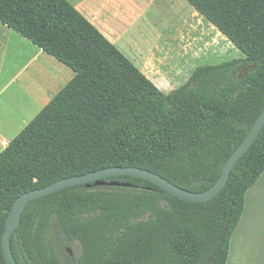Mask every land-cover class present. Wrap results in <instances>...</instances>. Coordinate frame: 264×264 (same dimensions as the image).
<instances>
[{"label": "trees", "instance_id": "16d2710c", "mask_svg": "<svg viewBox=\"0 0 264 264\" xmlns=\"http://www.w3.org/2000/svg\"><path fill=\"white\" fill-rule=\"evenodd\" d=\"M184 1L244 58L199 66L165 94L67 0H0V23L74 73L0 153V264L6 218L26 192L112 167L192 193L217 181L264 108V0ZM242 65L253 68L236 78ZM263 172L264 127L208 202L129 176L68 187L27 204L11 252L17 264H226Z\"/></svg>", "mask_w": 264, "mask_h": 264}, {"label": "crops", "instance_id": "0c3cea01", "mask_svg": "<svg viewBox=\"0 0 264 264\" xmlns=\"http://www.w3.org/2000/svg\"><path fill=\"white\" fill-rule=\"evenodd\" d=\"M67 1L156 87L183 74L190 54L182 48L174 49L170 37L161 47L157 41L147 42L144 49L141 46L138 22L156 0ZM179 16V21L173 23L177 34H181V28H194L197 21L194 29H198L199 41L204 42L203 18L195 11L188 14L189 18ZM73 76L69 68L0 23V153L6 148L2 143L9 144ZM261 182L264 183V172L245 194L244 206L246 199L248 205L245 210L243 206L242 221L231 234L226 264H264L258 251V235L240 232L242 227L250 233L260 231L252 196L257 187L261 188Z\"/></svg>", "mask_w": 264, "mask_h": 264}, {"label": "rangeland", "instance_id": "374dc122", "mask_svg": "<svg viewBox=\"0 0 264 264\" xmlns=\"http://www.w3.org/2000/svg\"><path fill=\"white\" fill-rule=\"evenodd\" d=\"M189 11V12H188ZM194 10L184 1V0H156L154 4L146 10L145 14L141 17L138 22L140 26L139 30L142 32V48L146 47L147 42L155 43L157 41L158 45L161 47L164 41L166 42L170 37L172 40V47L174 49L182 48V50H187L190 54V57L185 63L186 67L183 68L184 72L179 78L171 79V81H167L165 85L157 87L160 91L165 94H168L180 86H182L190 77L192 72L199 66L206 65H219L221 63L235 60V59H243L244 56L242 53L237 50L224 36H222L213 26H211L205 19H201L202 25H204L205 29L204 36L201 37L199 41V37L196 29H194L198 24L197 21L193 23L194 28L185 29L181 28V34H177L178 29H174V22H178L179 13L182 16H179L180 19L182 17H188V14H192ZM186 21V18H184ZM192 20V19H191ZM173 24V25H172ZM196 25V26H195ZM190 30L192 32L190 33ZM198 30V29H197ZM136 32V31H135ZM202 33V32H201ZM137 32L135 36H137ZM204 38V39H202ZM185 54V53H184ZM192 59H196L195 61ZM170 64V62H169ZM253 66L251 65H242L238 67L236 71V78H241L245 76L250 70H252ZM261 188L255 189L253 191V203L252 205L254 214L258 218V222L261 227L260 231H252L244 230V227L240 229V232L244 235H258V243L260 246L258 247V251L260 252V257H264V183L261 182ZM251 197L250 195L247 196ZM248 205V199L245 201L244 210ZM242 221V218L240 222ZM74 252L78 254L77 247H74ZM70 254V252H69ZM71 255V254H70ZM264 263V262H263Z\"/></svg>", "mask_w": 264, "mask_h": 264}, {"label": "water", "instance_id": "95a60500", "mask_svg": "<svg viewBox=\"0 0 264 264\" xmlns=\"http://www.w3.org/2000/svg\"><path fill=\"white\" fill-rule=\"evenodd\" d=\"M263 127L264 108L257 116L246 137L224 163L217 181L208 190L201 193H192L185 191L174 186L173 184H171L170 182L163 179L157 174L135 167L106 168L103 170L90 172L82 176H74L70 178L61 179L44 188L24 193L16 199L5 221V229L1 236V250L5 263L17 264L11 252L10 237L18 227L21 215L29 202L48 196L52 193H55L59 190L68 187L89 184L92 182H94V186L117 185L112 182L105 183L102 180L114 176H129L145 180L178 199L193 203H205L216 197L218 193L224 188L234 165L250 148V146L253 144Z\"/></svg>", "mask_w": 264, "mask_h": 264}, {"label": "built area", "instance_id": "2783aa9c", "mask_svg": "<svg viewBox=\"0 0 264 264\" xmlns=\"http://www.w3.org/2000/svg\"><path fill=\"white\" fill-rule=\"evenodd\" d=\"M2 145H3V147H7L8 144L7 143H2Z\"/></svg>", "mask_w": 264, "mask_h": 264}]
</instances>
